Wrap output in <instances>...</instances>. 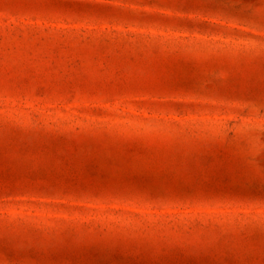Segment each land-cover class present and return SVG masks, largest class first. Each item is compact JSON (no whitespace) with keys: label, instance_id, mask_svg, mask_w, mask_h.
<instances>
[{"label":"rangeland","instance_id":"obj_1","mask_svg":"<svg viewBox=\"0 0 264 264\" xmlns=\"http://www.w3.org/2000/svg\"><path fill=\"white\" fill-rule=\"evenodd\" d=\"M0 264H264V0H0Z\"/></svg>","mask_w":264,"mask_h":264}]
</instances>
